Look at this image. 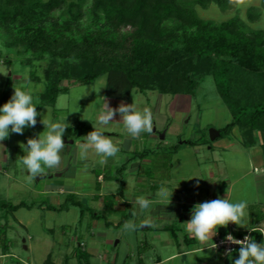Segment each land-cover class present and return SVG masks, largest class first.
<instances>
[{
	"label": "rangeland",
	"instance_id": "rangeland-1",
	"mask_svg": "<svg viewBox=\"0 0 264 264\" xmlns=\"http://www.w3.org/2000/svg\"><path fill=\"white\" fill-rule=\"evenodd\" d=\"M73 2L75 3L77 0H64L63 7L55 13V17L60 21L71 19L70 8ZM182 3L192 6L200 19L214 23L234 19L245 30H261L264 32V7L261 6L260 0H251L250 4L241 8H235L231 5L221 8L213 3L199 6L193 0H182ZM20 9L16 4L9 5L6 0H0V19L8 17L6 27L0 28V73L9 72L7 76L0 74V95L4 87L9 83L11 84L12 94L14 91L13 85H24L26 89H31L35 102L38 94L44 90L46 85L45 77L52 76V69L55 66L51 65V56L47 54L38 56L28 53L24 50L23 46L14 40V36L16 37L19 33L18 26L22 20V13H26L27 11L25 7L23 8L25 12L20 11ZM83 9L85 14L83 24H87L92 18L90 7L88 4H85ZM251 12L252 14L259 13L260 18L255 20L249 19L247 14ZM171 53L174 57V62L163 76L157 77L159 83L184 78L196 62V56L183 46L179 45L172 48ZM97 82L105 83L106 76L99 77L92 84L70 85L68 91L57 99L56 106L62 109L58 113V117L53 118L50 107H44L40 108L41 110L39 109L42 115L37 117V121H40L42 116L46 114H48L53 122L55 120L56 122L63 121L67 117V123L70 126L75 121H81L89 127L87 132L84 133V136H86L93 130V125L90 121L96 122L99 108L103 103V98L101 97H103L104 88L101 89L99 94L101 97H97L95 92L89 91L88 95L79 100L78 98L86 86L90 87ZM67 83L69 82L66 80L62 82L63 85ZM133 97L139 109L142 110L147 107L152 111L154 118L153 129L157 128V130H161L163 133L168 128L164 142L162 143L159 140L160 142L155 143L156 145L161 144L156 162L137 165L138 158L133 156L142 153L144 150H148L151 146L154 147L155 141L151 140V137L148 138L149 134L147 133L141 134L138 139L130 138L123 124L119 123L120 117L117 114L115 122H111L106 126L97 125L101 131L106 133V136L112 138L114 143H117L120 147V152L115 157L108 158L105 164L99 162L100 157L92 150L89 151L86 159H79L78 145L82 141L77 140L78 137L68 139V141L73 139L75 141L73 144H65L67 152L63 155V163H66L70 167L69 175L67 174V176L73 179V181H70V186L67 187L74 189L82 185L85 188L91 187L89 183H91V169L93 168L102 170L108 175L110 174V176L118 177L117 170L125 163L126 167L122 172V177L124 178V182L125 180L127 181L126 187L123 189V184L117 181L105 183L102 190L107 193L116 188L123 189L126 196L127 194L131 195L133 190L139 189V194H149L152 191L151 187H149V183L152 180V184L154 182V184H159L157 183L158 180L166 181V184L161 182V190H158L155 195L156 199H164L168 202V197L165 194L166 191L172 190V195H175L176 190L179 191L177 199H174L171 195L170 203L164 204L167 206L168 213L172 218H165L166 220L160 221L157 219L151 220L150 223L154 227H158L159 225H175L179 229L175 216L177 212L175 207L180 209L181 203L185 201L179 195L185 193L193 195L196 192L194 191V185L198 182V180L196 182V178H199L200 173L204 169L209 170V166H212L211 168L214 170L217 167L225 168L224 165L236 159V169L231 177L244 174L248 170L251 171L249 177L259 176L262 173L258 171L259 168L250 166L247 154H232L216 147L219 144H224L226 140H233L234 136L238 137L237 128H235L236 132L229 133V136L217 140L212 150L208 149V145H202L200 154H195V149L188 148L187 145L181 143L182 140L187 139L197 141L198 138L203 136L209 139L210 130L218 129L232 119L229 108L221 101L210 77L200 82L195 93L192 95L172 97L170 95H161L156 91L141 93L138 90H134L128 100L110 101L109 105L116 108L121 102L131 104L133 103ZM82 115L90 121L82 119ZM42 131H44V126L37 122L34 128H26L23 135L11 134L7 140L0 142L6 150L4 156L8 157L7 161H0V201L11 202L12 204L24 201L26 204L34 203L35 205L31 209L20 207L15 212H8L4 208L0 209V226L3 228L4 225L8 224L5 227L8 254L4 255L0 247V264H18V261L24 264H45L48 255L51 256L54 264H77L75 257L67 259L66 256L71 253L75 243L77 244L78 241H83L81 248L91 254L92 264H111L110 260L113 262L114 257H116L114 264H133L137 259V250L143 251V258L149 261V257L154 259L156 257L163 258L176 253L179 249H186L188 247L183 243L185 233L182 229H176L178 230L176 231V236L171 235L170 231L156 230L155 228L143 230L142 227L146 225L145 221L142 223L140 221L136 222V228L131 236H124L128 232L124 230V223L116 226L118 219L123 214L122 212L112 215L110 213L105 214L106 219L111 221V224L106 226L104 219H93L88 213L85 221L77 222L80 211L76 207L70 206L66 211L62 212H47L40 209L37 206L40 201L50 203L53 196H57L58 194L37 193L35 190L43 188L46 183L53 184L55 180L57 181L60 178H56L57 172L50 171L54 175L52 179L37 177L32 182H29L26 171L23 170L21 165L17 164L16 158L24 155L19 144L21 142L26 144L28 138L35 137ZM154 140L158 141V139ZM174 146H177L176 150H179L177 153L173 151ZM257 153H259L258 150ZM158 162L159 164H157ZM231 165L234 167L232 163ZM169 166H172V168H169ZM4 168L7 174L3 170ZM139 169L141 171L139 172L140 175L146 181L145 183L142 182L143 184L135 181L136 176L139 174ZM62 182L64 183L63 180ZM241 183L243 182H240L238 186H241ZM183 185L187 186L186 189L182 187ZM200 186H202L201 183ZM252 188L253 181L251 180L248 197L254 200V196L256 195L254 190H251ZM59 197L63 199L65 195H59ZM85 197L80 198L84 201ZM86 199V202L84 201L85 204L93 205L94 207L91 199ZM240 199L241 194H236V191H234L231 201L236 202ZM160 205L162 206L163 204ZM184 213L181 214V217H183ZM88 217L91 221L96 220L93 222L94 225L91 226V229V221L89 222ZM99 232H105L106 235L100 237L98 235ZM238 235L232 236L243 239L244 236L249 235L257 243L264 242L259 232L250 233L241 231ZM216 237L214 243L223 251V256H227L226 260L228 263L233 264V261L239 255L238 248L236 251H232L229 257L226 254V248H230L231 244H226V236H221L220 239ZM117 240L119 242L115 244ZM25 245L27 246L26 249ZM65 258L67 262H65ZM212 258V250H206L199 253L187 254L185 257H175L173 260H168V262L163 264H219L216 260L208 262ZM106 259H108V262Z\"/></svg>",
	"mask_w": 264,
	"mask_h": 264
},
{
	"label": "trees",
	"instance_id": "trees-1",
	"mask_svg": "<svg viewBox=\"0 0 264 264\" xmlns=\"http://www.w3.org/2000/svg\"><path fill=\"white\" fill-rule=\"evenodd\" d=\"M6 2L18 5L23 12V8H27L26 13H22L19 33L14 40L28 53L51 56V65L55 66L52 76L45 77L44 90L37 96L40 103L38 111L44 105L53 106L58 95L66 93L71 84H92L101 76H106L103 95L123 101L128 100L134 90L192 95L199 83L210 77L214 89L232 115V119L220 129V136L228 135L237 126L243 143L251 145L256 141L254 133L259 132L264 154L263 31L245 30L234 19L220 23L200 19L194 8L183 4L182 0H77L71 4V19L67 21L55 17L64 0ZM193 2L199 6L213 3L221 8L230 5L228 0ZM85 4L89 5L92 15L87 24H83ZM260 4L264 7V0H260ZM247 16L251 20L260 18L259 13L251 12ZM7 22L8 17H2L0 28H5ZM179 45L196 56L195 64L184 78L159 83L157 77L163 76L174 62L172 48ZM63 80L69 83L63 85ZM11 95L9 83L0 95V107ZM88 128L84 122L75 121L66 130V135L78 137ZM205 139L201 137L199 141H210ZM176 149L174 146L173 151ZM148 152L144 150L133 157L143 159ZM125 167L124 163L117 173L122 174ZM101 173V170L95 172L96 176ZM104 177L108 179L106 174ZM70 205L79 208L81 216L88 213L93 219H104L106 226L111 224L105 215L94 213L74 194L67 195L58 206L46 205L45 208L60 211ZM20 207L31 205L0 201V209L8 212ZM128 216L122 214L116 226L124 223ZM249 218L251 222H258L264 219V214L251 206ZM5 227L0 226V247L4 255L8 254ZM176 227L170 225L164 229L176 236ZM185 239L188 243L193 241L189 237ZM81 247L82 244L75 246L67 259L75 257L77 264H92L91 254ZM221 251L219 248V255ZM45 264H54L50 255Z\"/></svg>",
	"mask_w": 264,
	"mask_h": 264
},
{
	"label": "clouds",
	"instance_id": "clouds-1",
	"mask_svg": "<svg viewBox=\"0 0 264 264\" xmlns=\"http://www.w3.org/2000/svg\"><path fill=\"white\" fill-rule=\"evenodd\" d=\"M228 3L235 8H241L250 4L251 0H228ZM8 73L5 71L0 74L7 76ZM105 87V83L100 82L90 87L86 86L78 100L88 95L89 91L101 97L99 94ZM13 88L10 99L0 107V142L7 140L11 134L23 135L26 128H34L38 122L37 117L42 115L37 110V105H40L39 99L36 98L34 102L31 89H26L24 85H13ZM101 98H103V103L99 108L95 123L83 115L81 117L92 123L93 130L82 137V142L78 145V158L86 159L89 151L92 150L100 157L99 162L105 164L108 158L115 157L120 152V147L114 143L112 138L104 135L97 125L106 126L115 122V117L119 114V123L123 124L128 136L138 139L143 133L149 135L153 133L154 118L149 108L145 107L141 110L137 107L134 97L133 103L121 102L116 108L110 107L106 97ZM39 123L44 126V131L35 137L28 138L26 144L21 142L19 147L24 155L16 158L17 164L26 171L29 182L37 177L42 178L48 175L49 171L61 168L64 161L62 154L66 148L63 136L70 127L67 117L63 121L53 122L48 114L43 115ZM0 148H4L2 143H0ZM165 194L170 203L172 190L166 191ZM131 203L133 208H138L143 212L150 209L152 201L139 196ZM247 208V201L233 202L227 195L225 198L194 204L190 219L184 222L185 231L201 243L211 242L206 248L216 249L217 245L213 242V237L217 235L220 227L226 228L230 223L238 227H247L245 225V218L249 215ZM133 214L135 215V212ZM123 227L124 230L134 231L136 225L133 221H126ZM249 231L264 235V229L253 227L249 228ZM225 242L240 246L238 258L233 261V264H264V242L257 243L249 235L239 240L230 233L225 237ZM231 252L230 248L226 249L229 257Z\"/></svg>",
	"mask_w": 264,
	"mask_h": 264
},
{
	"label": "crops",
	"instance_id": "crops-1",
	"mask_svg": "<svg viewBox=\"0 0 264 264\" xmlns=\"http://www.w3.org/2000/svg\"><path fill=\"white\" fill-rule=\"evenodd\" d=\"M71 85H74V84H71ZM69 88H70V86H69ZM103 91H104V89H103ZM62 94H64V93H62ZM62 94H60V95H62ZM159 94H161V93H159ZM60 95H58V97ZM161 95H170V94H161ZM170 96L173 97V96H188V95L176 94V95H170ZM58 97H57V99H58ZM103 97H105V96L103 95ZM57 99H56V102H57ZM114 100L123 101V100L107 98L108 102L114 101ZM56 102L53 106L44 105L41 107V109L44 107H50V109L52 111V117L53 118L58 117V113L62 109L57 108ZM55 122H56V120H55ZM222 127L218 128V129H212L215 132H217L218 134L214 135L215 138L213 140H211L209 137L210 142L205 141L204 143H201V141H199L200 138H198L197 143H195L196 141L193 139L182 140L181 143H184L185 145H187L188 148L191 147L192 149H195V151H194L195 154L196 153L200 154V148L202 147V145H208V149L212 150L214 144L217 143V140L225 137V136H220V129ZM235 128H237L238 137L234 136L233 140H226L224 144H222V145L219 144L216 147L221 148V150H223L224 152H228V153H232V154H239V153L247 154L250 166H252L253 168H259L258 171L262 172L261 173L262 175L260 174L259 176L249 177V175L251 174V171L248 170L244 174H238V175H234V177H231V175L233 174V172L236 169V162H237L236 159H234V161L228 162L226 165H224L225 168L217 167V169L214 170L213 168H211L212 166H209V170L204 169L203 172L200 173L199 178H196V182L198 180L197 184L194 185V191H196V192H194L193 195H187L186 193L180 194L179 196L184 198L185 201L181 203L180 209H177L175 207V210L177 211L175 213L176 214L175 216H176V221L179 224V229H182L185 233L184 234L185 236L183 238V243H185L188 247L186 249H179L176 251V253H173L171 255H167L163 258L156 257V259H154L152 257H149V261H147L146 259L143 258L144 257L143 251L137 250L136 251V258L137 259H136V262L133 264H163L165 262H168V260L169 261L173 260L175 257H177V258L178 257H185L187 254L199 253L202 251V249H203V251H206V250L211 251L212 250V252H213V258L210 259L208 262H213L216 260L219 264H229L228 261L226 260L227 256H225V257L223 256V251H221L220 255L218 254L219 253L218 246L216 249L206 248L211 244V242L204 244V243L199 242L195 238L189 236V234L185 231V227H184V222L189 220V219H183L181 217V214L184 212H187V211H191L194 204L202 203L204 201L214 200L217 198H225L226 195L231 200V198L234 194V191H236V194H241V199L238 201H247L248 202V208H247L248 213H249V207L254 206L261 213L264 214V154H263L262 148H261L260 134H259V132L254 133V136L256 138V141L254 144H251V145L246 144L245 145L243 143V136L241 134V130L239 129V127H237V126L234 127L230 133L236 132ZM167 129H165V131L163 133L161 130H157V128L153 129V134H151V136L148 135V138L151 137L150 139L155 141L154 147L151 146V148H148L149 152H148V155L146 157H144L143 159L138 158L137 165H141L142 163H145V164L151 163L152 164L153 162L154 163L156 162V158H157V156H159V152H158L159 148H160L159 146H161V144L160 145H156V144H157V142H160V141L162 143L164 142ZM103 133H104V135H106L105 132H103ZM84 135L85 134H82V135L78 136V138L72 137V136L67 137L66 132H65L63 139H64L65 144H73L75 139H73L72 142L70 143L68 141L69 138H77V140L82 141V137H84ZM229 135L230 134H228L226 136H229ZM202 138L205 139L204 136ZM154 139H158V141H156ZM66 148H65L64 153L67 152ZM257 150L259 153H257ZM178 151L179 150H177L176 153ZM5 152H6V150L4 148H0V161L1 162L3 160L7 161V159H8L7 156H4ZM64 153L62 155H64ZM231 163L234 165V167H232ZM157 164H159V162ZM169 168H172V166H169ZM3 170L5 171V173L7 172L5 170V168ZM69 170H70V167L66 163H63L59 170L52 171V172H57L55 176H56V178H60V179H58L57 181L55 180V182L53 184L46 183L43 188H41V189L37 188L35 190L37 193H43V194H46V193L50 194L51 193L54 195L56 193L58 194L57 196H53L52 202H50V203L46 202V201H40V203H38V205H37V206H39L40 209H43L47 212L66 211L71 205L68 208L60 210V211L49 210V209H46L45 206L46 205L58 206L65 201L67 195L74 194L78 200H80L86 207L92 209L94 213L103 214V215L110 213V215H112L115 213L122 212L123 214L129 215L127 217L126 221H133L135 224L138 221H140L141 223L145 221L146 225H144L142 227L143 230H146V229L152 230L151 228H155L156 230L169 231V230L164 229L165 227H167L169 225H159L158 227H154L150 223L151 220L153 221V220L157 219L160 221L163 219L166 220L165 218H169V219L172 218V216L168 213V210L166 208L167 206H165L167 203H169V201L167 202V200H164V199H156V195H155L158 190H161V185H162L161 182L166 184V181L158 180L157 183H159V184H154L155 182L152 184V181H153L152 180L151 183H149V187H151V189H152L151 193H149V194H143V193L139 194V192H138L139 189H136L135 191L133 190L131 195L127 194L125 196L123 189L126 187L127 181L125 180V182H124V178L122 177V174H118V177H114V176H110V174L108 175L106 172H103L101 170L102 173L100 175L96 176L95 172L99 169L93 168V169H91V176H92L91 183H89L91 187L88 186V188H85L82 185V186H80V187L78 186V188L74 189V188L67 187V186H70L69 185L70 181L71 180L73 181V179H71L70 176H67ZM139 172H141L140 169H139L138 173ZM75 174H76V172H75ZM104 174H106L108 176V179H106L104 177ZM150 174H151V172H150ZM53 176H54L53 173H50V171H49L48 175L42 177L41 179H52ZM229 177H231V178H229ZM151 179H153V178H151ZM62 180L64 181V183L62 182ZM251 180L253 181V188L251 190H254V193L256 195V196H254L255 197L254 200L253 199L251 200V198L248 197V195H249L248 191L250 190L249 186L251 185ZM117 181L120 182L121 184H123V189H117L116 188L113 191L107 192V193H105L102 190L105 183L117 182ZM135 181L138 182L139 184H143L146 182L144 177L141 176L140 173L136 176ZM240 182H243V183H241V186H238ZM200 183L202 186H200ZM97 184L99 185V188H97ZM182 187L184 189H186L187 186L183 185ZM141 189H142V187H141ZM178 194H179V191L176 190L175 195H172L173 198L177 199ZM59 195L60 196L65 195V197L62 199V197H59ZM139 196H143V197L152 201L150 209L141 212L138 208H133V205L131 202H133L136 199V197H139ZM80 197H85V200H87L86 198L91 199V203L94 204V207H93V205L85 204L86 201L85 200H84L85 202L82 201ZM21 202H24V201H21ZM160 204H163V205L161 206ZM28 205H31V207H28L29 209H31L33 206H35L34 203H29ZM71 207H75V206H71ZM17 210H15V211H17ZM15 211H13V212H15ZM134 212H135V215L133 214ZM86 215H87V213L86 214L84 213L81 216L80 212H79V215H78L79 217L77 219V222L85 221ZM120 218H121V216H120ZM88 219H89V217H88ZM90 221L91 220L89 219V222ZM95 221L96 220H92L91 221L92 223L90 222V229H91V226L94 225L93 222H95ZM125 222H124V224H125ZM7 225L8 224H6V226ZM245 225L247 227H238V226L230 223L226 228L220 227L218 229V232L216 235L217 237L216 236L213 237V242H214L215 237L217 239H220L221 236H223V235L227 236L229 233L231 235L237 236L238 233L241 231L250 232L249 228L255 227L258 229H264V219L260 220L258 222H251L249 215H248L245 218ZM132 233H133V231H131V232L128 231L126 233V235H124V236H127V237L131 236ZM250 233H253V232H250ZM98 235L101 237V236H105L106 233L105 232H99ZM171 235H172V233H171ZM185 237L192 238L193 241H191V243H188V241H186ZM262 239L264 240V235H262ZM118 242H119V240H117L115 242V244H117ZM78 244L83 245V241H78L77 244L75 243L74 247L77 246ZM177 245H179V243H177ZM24 247H25V249L27 248L26 245ZM106 261L108 262V259H106ZM115 261H116V257L113 258V262H111V260H110V263L114 264ZM205 263H207V262H205Z\"/></svg>",
	"mask_w": 264,
	"mask_h": 264
},
{
	"label": "water",
	"instance_id": "water-1",
	"mask_svg": "<svg viewBox=\"0 0 264 264\" xmlns=\"http://www.w3.org/2000/svg\"><path fill=\"white\" fill-rule=\"evenodd\" d=\"M215 134L217 135L218 133L215 132L214 130H210V139L211 140H213L215 138V136H214ZM69 142L71 143L72 140H70ZM190 216H191V211H187V212L184 213L182 218L183 219H190Z\"/></svg>",
	"mask_w": 264,
	"mask_h": 264
},
{
	"label": "built area",
	"instance_id": "built-area-1",
	"mask_svg": "<svg viewBox=\"0 0 264 264\" xmlns=\"http://www.w3.org/2000/svg\"><path fill=\"white\" fill-rule=\"evenodd\" d=\"M236 239H239V240H242L241 238H236ZM220 243H222V242H220ZM226 244H227V242H226ZM231 244V243H230ZM221 245V244H220ZM222 245H225V244H222ZM219 247V246H218ZM239 245H236V244H231V246H230V249L232 250V251H236L237 250V248H238V250H239ZM227 249V248H226ZM229 249V248H228Z\"/></svg>",
	"mask_w": 264,
	"mask_h": 264
}]
</instances>
